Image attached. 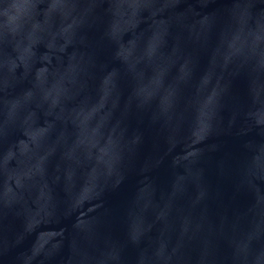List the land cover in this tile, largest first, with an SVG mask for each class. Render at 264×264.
Segmentation results:
<instances>
[{
    "label": "water",
    "instance_id": "1",
    "mask_svg": "<svg viewBox=\"0 0 264 264\" xmlns=\"http://www.w3.org/2000/svg\"><path fill=\"white\" fill-rule=\"evenodd\" d=\"M0 264H264V0H0Z\"/></svg>",
    "mask_w": 264,
    "mask_h": 264
}]
</instances>
